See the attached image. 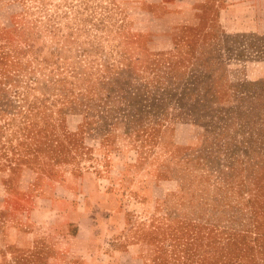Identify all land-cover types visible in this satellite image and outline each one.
<instances>
[{"label": "rangeland", "instance_id": "obj_1", "mask_svg": "<svg viewBox=\"0 0 264 264\" xmlns=\"http://www.w3.org/2000/svg\"><path fill=\"white\" fill-rule=\"evenodd\" d=\"M240 1L0 0V264H264V0Z\"/></svg>", "mask_w": 264, "mask_h": 264}, {"label": "crops", "instance_id": "obj_2", "mask_svg": "<svg viewBox=\"0 0 264 264\" xmlns=\"http://www.w3.org/2000/svg\"><path fill=\"white\" fill-rule=\"evenodd\" d=\"M190 5H242L244 3H242L240 0H187ZM163 3H166V5H178V0H162ZM87 236V232H76L75 235H73L71 237V241L67 244L68 250H72L73 248V244H72V240L74 239H83V242H86L88 237Z\"/></svg>", "mask_w": 264, "mask_h": 264}]
</instances>
